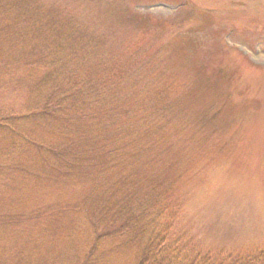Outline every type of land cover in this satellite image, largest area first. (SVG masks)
Wrapping results in <instances>:
<instances>
[{"label":"rangeland","instance_id":"obj_1","mask_svg":"<svg viewBox=\"0 0 264 264\" xmlns=\"http://www.w3.org/2000/svg\"><path fill=\"white\" fill-rule=\"evenodd\" d=\"M41 1L75 33L65 74L106 77L115 90L118 74L127 75L130 120L120 127L144 133L156 141L151 153H161L157 166L144 155L135 167L147 185L162 179L171 188L146 227L170 226L160 255L180 264H264V0ZM3 39L0 159L13 167L0 168V261L17 254V264H136L134 235L101 241L90 256L95 234L85 208L99 176H76L78 164L51 153L68 144L51 116L47 124L34 115L49 94L36 86L47 70L19 62L22 50ZM14 124L30 151L21 136L15 148Z\"/></svg>","mask_w":264,"mask_h":264},{"label":"trees","instance_id":"obj_2","mask_svg":"<svg viewBox=\"0 0 264 264\" xmlns=\"http://www.w3.org/2000/svg\"><path fill=\"white\" fill-rule=\"evenodd\" d=\"M1 33L5 44L10 43L13 48L22 50L19 62L26 63L34 59L38 70H47L39 78L41 83L36 86L42 87L46 92L48 90L49 94L39 113L34 112V115H37L38 122L45 119L47 124V116H51L49 123L57 127V130L60 129L59 133L56 130L58 139L68 144L64 151L50 149L51 153L61 154L63 161L68 160L75 168L78 164L80 170L77 168L73 172L76 176H99L100 181L93 189L98 194L89 196L90 204L84 207L87 222L95 234L90 256L101 241L134 235L136 244H140L136 264H180L160 255L162 251H158L168 237L170 226L167 224L160 232H156L154 228L146 229L149 224L153 225V214L167 199L171 188L169 185L165 186L162 179L147 185L149 175H143L144 172L135 167L144 155L150 156L149 163L157 166L161 153H151L152 148L157 147L156 141L148 144L147 138L139 137L144 133H133L135 130L130 132L120 127L130 120L124 103L131 88L122 85L127 75L118 74V86L115 90L114 83L108 82L106 77L82 78L79 75L65 74L66 67L71 62L70 36L75 33L73 30L68 31L66 24L58 20L54 8L49 9L41 0H0ZM143 102L137 112L140 117L143 116ZM2 121L5 122H2L3 125L9 126V120ZM11 127H14L13 134L17 138L16 148L23 135L18 133L15 124ZM23 138L26 142L21 144H28L30 151L32 142ZM8 163L0 159V168L4 166L11 171L13 165ZM17 168L19 174L28 173L23 164L18 163ZM162 187H166L167 193L164 190L162 194ZM9 217V220H15L19 216L11 214ZM37 217L42 218L41 215ZM47 218L50 217H43L42 220ZM32 231L35 230H30L27 234ZM18 232L7 236L10 238ZM139 235L142 236L140 241ZM1 261H4L3 264L20 262L17 254L2 257Z\"/></svg>","mask_w":264,"mask_h":264}]
</instances>
